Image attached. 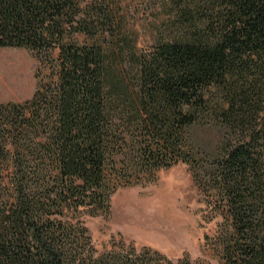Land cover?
Segmentation results:
<instances>
[{
    "label": "trees",
    "instance_id": "1",
    "mask_svg": "<svg viewBox=\"0 0 264 264\" xmlns=\"http://www.w3.org/2000/svg\"><path fill=\"white\" fill-rule=\"evenodd\" d=\"M170 2L180 35L125 60L105 0H0V48L38 63L33 96L0 104V264H206L98 253L86 227L179 163L220 218L218 263L264 264V0Z\"/></svg>",
    "mask_w": 264,
    "mask_h": 264
},
{
    "label": "rangeland",
    "instance_id": "2",
    "mask_svg": "<svg viewBox=\"0 0 264 264\" xmlns=\"http://www.w3.org/2000/svg\"><path fill=\"white\" fill-rule=\"evenodd\" d=\"M105 2L113 22L112 41L115 49L123 50L125 60L131 52L148 51L156 42L180 35L177 11L170 0ZM115 53L119 55V49ZM120 65L129 68L127 62ZM37 68L30 51L0 48V104L29 100L35 92ZM198 133L202 139L214 140V133L207 129ZM219 222L220 218L212 219L208 200L194 183L189 167L179 163L119 187L111 196L108 214L87 218L86 227L98 253L119 247L148 248L169 259L187 256L192 261L219 264L213 247Z\"/></svg>",
    "mask_w": 264,
    "mask_h": 264
}]
</instances>
